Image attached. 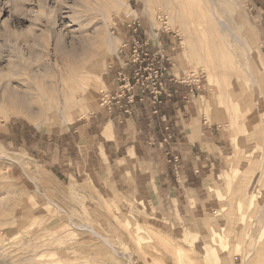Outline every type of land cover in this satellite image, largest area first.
<instances>
[{"label":"rangeland","instance_id":"rangeland-1","mask_svg":"<svg viewBox=\"0 0 264 264\" xmlns=\"http://www.w3.org/2000/svg\"><path fill=\"white\" fill-rule=\"evenodd\" d=\"M119 1L0 0V264H264V0ZM133 18L160 103L105 145Z\"/></svg>","mask_w":264,"mask_h":264},{"label":"built area","instance_id":"built-area-1","mask_svg":"<svg viewBox=\"0 0 264 264\" xmlns=\"http://www.w3.org/2000/svg\"><path fill=\"white\" fill-rule=\"evenodd\" d=\"M127 28L132 32L116 56L119 63L114 71V79L117 81L116 92L113 96L104 97L106 107L111 110L112 104H118L126 114L131 112L128 105L131 106L136 101V96L144 100L143 94L147 89L152 94V102L160 103L161 91L158 88L162 87L163 83L158 77L164 68L163 64L161 65L164 56L153 51L147 41L138 37L141 29L140 21L136 18L129 20ZM124 99H127L126 104ZM154 112L156 113L157 110L155 109Z\"/></svg>","mask_w":264,"mask_h":264},{"label":"crops","instance_id":"crops-1","mask_svg":"<svg viewBox=\"0 0 264 264\" xmlns=\"http://www.w3.org/2000/svg\"><path fill=\"white\" fill-rule=\"evenodd\" d=\"M135 98H136V101H135L136 103L134 105L136 106V105L139 104L140 105L139 106L140 110H138L134 106V111H133L132 115L130 113L126 114L125 112H119V114L117 112L116 113L114 112V114H110L109 113V115L103 116V118L105 119L103 122L101 121V119H99V118L96 117L95 119H93L92 121H90L89 124H86V125H88L87 126V129H92V132H94L95 135H98V134L102 135V138H103V141H104V144L105 145H107L109 142H115L116 139L118 138L117 131H119V130L116 129V122H123V117H124L125 120H126V123L129 124L130 123V120H133L134 123H136L135 120H137V121L139 120L138 115L139 116L140 115L144 116V114H143V112L145 111L144 108H143V106H145V105H143L144 104L143 103L144 100L143 101L140 100V98H138V96H136ZM124 103L125 104L127 103V99H124ZM109 123L112 124V133L113 134H112L111 137H106V135L103 133V129ZM127 132H129V131H126V132L124 131L123 133H127ZM119 133H121V132L119 131ZM95 135H90V136H95ZM131 150L132 151H135V145L134 144H132Z\"/></svg>","mask_w":264,"mask_h":264},{"label":"bare ground","instance_id":"bare-ground-1","mask_svg":"<svg viewBox=\"0 0 264 264\" xmlns=\"http://www.w3.org/2000/svg\"><path fill=\"white\" fill-rule=\"evenodd\" d=\"M110 2H109V4H108V6L109 5H111V6H114L115 5V0H109ZM116 1H118V2H120L119 0H116ZM173 2H175V4H176V6L177 7H182V8H184L185 9V11L190 15V17H196V19H198V8H197V4H195L194 2H193V0H172ZM121 4H124V2H120ZM89 8V7H88ZM88 10V9H87ZM89 11V10H88ZM104 13H105V10H104ZM215 14V13H214ZM104 16H105V14H104ZM219 16V15H218ZM217 16V18H219V20H221L220 19V16L218 17ZM214 17H215V15H214ZM217 21V20H216ZM85 43H86V41H85ZM88 43V42H87ZM90 43V42H89ZM110 43H107V45H109ZM86 45V44H85ZM82 45L83 46V48H85V47H87L88 48V46L86 45ZM90 47V46H89ZM110 47V46H109ZM83 50V49H82ZM86 50V49H85ZM86 52V51H85ZM76 53V52H75ZM73 54V53H72ZM75 57V56H74ZM82 81H83V83L84 84H86V79L84 80L83 78H82ZM9 84V83H8ZM10 85V84H9ZM5 88H7V86H5ZM9 88V87H8ZM12 89V90H11ZM14 89H15V87H14ZM13 88H11L10 87V91H12V93H14V90ZM5 90V89H4ZM88 90H90L89 91V95H90V92L92 93V95H93V97H95V92H94V89L91 87V88H89ZM6 91H9L8 89L6 90ZM5 91V92H6ZM10 93V92H9ZM5 94H7V92L5 93ZM11 94V93H10ZM18 94V93H17ZM21 93L19 92V94L18 95H20ZM3 95V94H2ZM22 96H24V95H22ZM0 97H2V96H0ZM4 97H7V95H5ZM3 97V98H4ZM9 97V96H8ZM7 97V100H8V102H9V100H11V101H16L17 100V97H16V94H15V98H13L14 96H10V98L11 99H9ZM20 97H21V95H20ZM25 97V96H24ZM0 99H2V98H0ZM5 99V98H4ZM3 99V100H4ZM13 99V100H12ZM21 99H23L24 100V98H21ZM7 100H6V102H7ZM23 100H20V98H19V101H21L22 103L24 102V104H25V101H23ZM1 101V100H0ZM10 101V102H11ZM19 101H16V102H19ZM21 102H19V103H21ZM27 102V101H26ZM4 104H5V100H4ZM201 137V136H200ZM192 138V137H191ZM206 144V143H205ZM118 202V201H117ZM118 204V203H117ZM263 210H264V208H263ZM261 248H262V246H261Z\"/></svg>","mask_w":264,"mask_h":264}]
</instances>
